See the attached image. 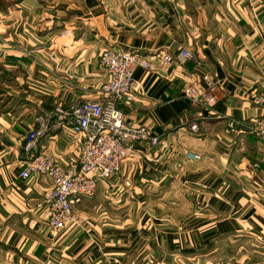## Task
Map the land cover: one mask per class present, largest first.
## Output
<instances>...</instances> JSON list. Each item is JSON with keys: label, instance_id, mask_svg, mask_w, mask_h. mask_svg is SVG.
<instances>
[{"label": "crops", "instance_id": "crops-1", "mask_svg": "<svg viewBox=\"0 0 264 264\" xmlns=\"http://www.w3.org/2000/svg\"><path fill=\"white\" fill-rule=\"evenodd\" d=\"M106 47L156 56V70L137 69L126 111L162 144L137 145L77 205L86 224L56 231L37 206L51 180L20 177L24 136L36 115L100 95ZM204 73L217 102L201 113L182 91ZM257 92L264 0H0V264H264ZM43 146L67 159L79 144L62 129Z\"/></svg>", "mask_w": 264, "mask_h": 264}, {"label": "built area", "instance_id": "built-area-1", "mask_svg": "<svg viewBox=\"0 0 264 264\" xmlns=\"http://www.w3.org/2000/svg\"><path fill=\"white\" fill-rule=\"evenodd\" d=\"M135 4L139 0H126ZM104 79L100 95L93 100L75 102L70 107L57 105L51 111L36 115L34 125L26 132L23 141V160L20 177L30 179L39 175L51 180L37 206L47 214V222L53 230L85 225L87 217L77 205L85 196L92 195L100 182L121 171L123 163L137 151V145L162 144V138L146 125H136L127 119V107L138 101V68L156 70V56L138 51L106 47L101 51ZM185 59L198 61L199 55L189 49L182 51ZM166 64L171 57H163ZM218 81L204 73L183 87L184 97L196 111L210 112L217 102ZM252 102L262 107L260 117L254 119L250 131L264 142V93H253ZM197 130L196 123H190ZM70 131L78 141V153L74 157L57 158L44 150L43 141L52 132ZM235 130V120L229 122L227 133ZM191 159L201 156L189 151Z\"/></svg>", "mask_w": 264, "mask_h": 264}, {"label": "rangeland", "instance_id": "rangeland-1", "mask_svg": "<svg viewBox=\"0 0 264 264\" xmlns=\"http://www.w3.org/2000/svg\"><path fill=\"white\" fill-rule=\"evenodd\" d=\"M182 58H184L183 56H182V53H181V55H180ZM100 58H101V56H100ZM185 59V58H184ZM101 60V59H100ZM154 64H155V62H154ZM208 74V73H207ZM211 76V75H210ZM215 80V79H214ZM215 81H218V80H215Z\"/></svg>", "mask_w": 264, "mask_h": 264}]
</instances>
